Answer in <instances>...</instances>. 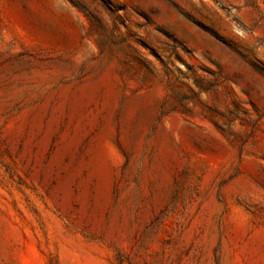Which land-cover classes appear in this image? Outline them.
<instances>
[{
    "label": "rangeland",
    "instance_id": "374dc122",
    "mask_svg": "<svg viewBox=\"0 0 264 264\" xmlns=\"http://www.w3.org/2000/svg\"><path fill=\"white\" fill-rule=\"evenodd\" d=\"M0 264H264V0H0Z\"/></svg>",
    "mask_w": 264,
    "mask_h": 264
}]
</instances>
